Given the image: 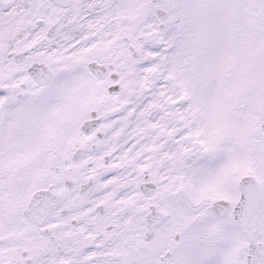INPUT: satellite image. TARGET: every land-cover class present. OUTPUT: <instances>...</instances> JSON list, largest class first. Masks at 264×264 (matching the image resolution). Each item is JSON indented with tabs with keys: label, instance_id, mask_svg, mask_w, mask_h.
<instances>
[{
	"label": "snow or ice",
	"instance_id": "obj_1",
	"mask_svg": "<svg viewBox=\"0 0 264 264\" xmlns=\"http://www.w3.org/2000/svg\"><path fill=\"white\" fill-rule=\"evenodd\" d=\"M0 264H264V0H0Z\"/></svg>",
	"mask_w": 264,
	"mask_h": 264
}]
</instances>
